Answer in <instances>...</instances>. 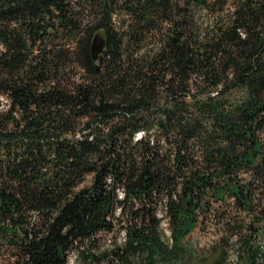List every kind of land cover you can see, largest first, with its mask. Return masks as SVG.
I'll list each match as a JSON object with an SVG mask.
<instances>
[{"label":"trees","instance_id":"1","mask_svg":"<svg viewBox=\"0 0 264 264\" xmlns=\"http://www.w3.org/2000/svg\"><path fill=\"white\" fill-rule=\"evenodd\" d=\"M73 252L264 264V0H0V264Z\"/></svg>","mask_w":264,"mask_h":264},{"label":"water","instance_id":"2","mask_svg":"<svg viewBox=\"0 0 264 264\" xmlns=\"http://www.w3.org/2000/svg\"><path fill=\"white\" fill-rule=\"evenodd\" d=\"M92 41H93V44L91 47V55L96 60L99 57L98 54L100 53V51L103 49L105 45V40H103L102 36L97 34L96 36H94Z\"/></svg>","mask_w":264,"mask_h":264},{"label":"rangeland","instance_id":"3","mask_svg":"<svg viewBox=\"0 0 264 264\" xmlns=\"http://www.w3.org/2000/svg\"><path fill=\"white\" fill-rule=\"evenodd\" d=\"M191 236L199 242L200 246L205 245L209 241V236H201L196 232L193 233ZM120 237H122V233H120ZM108 238H110V236H108ZM75 253L76 252H73L70 254V257H69L70 264L75 262V259H76Z\"/></svg>","mask_w":264,"mask_h":264}]
</instances>
